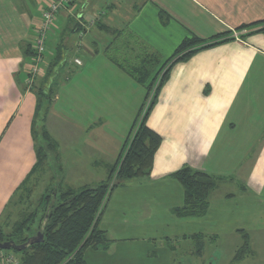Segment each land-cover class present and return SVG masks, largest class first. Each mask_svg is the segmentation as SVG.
<instances>
[{"label":"crops","instance_id":"1","mask_svg":"<svg viewBox=\"0 0 264 264\" xmlns=\"http://www.w3.org/2000/svg\"><path fill=\"white\" fill-rule=\"evenodd\" d=\"M52 1L0 0V222L27 179L46 173L49 188L54 178L51 170L33 171L38 90L50 95L42 127L57 144L56 157H48L47 164L54 158L62 173L68 167L69 174L100 183L128 138L146 86L179 44L193 36L208 41L226 34L224 41L170 67L146 117L161 138L151 171L113 189L98 222L106 242L87 249L84 258L87 264L160 259L162 254L150 249L158 236L189 238L194 245L198 240L202 246L205 239L227 237L235 253L246 237L249 254L233 260L256 259L264 248V0H73L46 34V50L52 51L45 50L31 89L26 81L33 43ZM115 35L155 55L145 83L109 56ZM74 65L80 68L73 70ZM57 68L66 75L59 90ZM71 74L79 79L71 80ZM121 85L127 87L124 93L112 87ZM56 110L57 126L51 128L48 120ZM183 167L215 178L202 216L175 213L184 189L171 175ZM60 181L80 189L64 177ZM194 245L182 253L200 258L203 248ZM168 257L162 259L171 262Z\"/></svg>","mask_w":264,"mask_h":264},{"label":"trees","instance_id":"2","mask_svg":"<svg viewBox=\"0 0 264 264\" xmlns=\"http://www.w3.org/2000/svg\"><path fill=\"white\" fill-rule=\"evenodd\" d=\"M261 30L264 31V26ZM225 36H214L208 41L193 36L185 38L179 44L172 56L162 65L153 80L146 86L145 99L153 91L152 99L141 118L138 119L143 107L140 108L128 138L106 181L83 186L80 189L66 187L61 181L57 182L51 195L45 196V208L41 209L40 225L36 233L41 232L42 240L32 243L22 250L9 249L18 255V264H87L84 252L87 249H95L106 242L98 222L105 201L112 189L130 179L146 176L151 171L153 157L160 145L161 138L146 125V117L153 98L160 84L166 78L170 67L176 62L190 57L199 49L224 41L228 35ZM31 54L33 55V51ZM151 57L152 60L149 57V60L142 62L139 68L130 67L129 65L124 66V64H122V67L137 82L143 84L157 62L155 55ZM118 61L120 60L118 59ZM156 82L157 84H155ZM37 94L38 103L34 125L38 123V119L40 120L37 115L40 112L42 103L48 101L45 90L40 89ZM41 134L43 135V143L39 141L36 143V163L33 171L39 170L41 163L48 159V156L56 157L57 154V144L45 128L41 129ZM34 138H36L35 130ZM171 176L184 189L183 205L176 208L175 213L182 216H202L208 206V196L215 187V178L204 172L194 171L189 167L180 168L173 172ZM15 231L17 230H14V234ZM34 235L16 240L12 232L4 235L1 231L0 241L12 240L19 245ZM244 252H248L246 237L237 257H240Z\"/></svg>","mask_w":264,"mask_h":264},{"label":"rangeland","instance_id":"3","mask_svg":"<svg viewBox=\"0 0 264 264\" xmlns=\"http://www.w3.org/2000/svg\"><path fill=\"white\" fill-rule=\"evenodd\" d=\"M107 38L108 37L106 36V39ZM115 40L116 42L111 43L109 46L110 47L109 56L117 60L119 59L120 63L124 64V66L129 65L130 67L132 66L134 68H139L141 67L142 62H145V60L147 59L149 60V57L152 60V57H151L152 55L139 51L134 46L133 42L129 40L127 37H124V36L117 37V35H115L114 41ZM131 47H134L135 50L132 51ZM51 51H52L51 47L48 50H46V52H51ZM60 65H62V63ZM72 67L74 68L73 70H75V68H80V67H75V65ZM59 71H61V69L57 68L55 70V72H57V74L59 75L57 77V84H59L57 86V90L61 89L64 86L65 81L63 82V80H64V76H66L65 71H61V72ZM78 75L79 74H73V75L71 74L70 75L71 80L72 79L78 80L79 79ZM155 84H157V82ZM115 85H120V84L115 83ZM112 87L114 89H119V92L121 93H124L125 92L124 90L127 89V87H124V85L112 86ZM137 87L139 91L138 94L143 95V93H145L144 89L141 86H137ZM152 94H153V91L150 93L147 99L143 100L142 102L143 109L142 111H140L141 113L139 114L138 119L141 118L142 114L146 110L149 102L152 99V96H153ZM47 97L50 99V95H48ZM63 100H66V99L63 97ZM61 102H62V99H61ZM61 102H57L56 104L60 105ZM46 103L47 102L42 103L40 112L37 115V117H39L40 120L38 119V123H35L36 128L38 129L36 133V138L41 143H43L42 142L43 135L41 134V129L43 128L42 126L44 125V122H47V119H48V114L46 112V105H47ZM56 113H58L57 110L53 112L51 119L49 118L48 120L50 122L51 128H53L54 126H57L55 125L56 124L55 120L57 119ZM109 120L110 119H107V121ZM134 131H135V128H134ZM54 134L57 136L58 131H56ZM63 168H64V172L62 173L59 160H55L54 158L52 159L51 165L47 164L46 159L43 161V163H41V167L39 168V170H41V173L42 171H46V172H49L50 170L52 171L54 178L52 180L50 187L48 188L49 177L46 173L44 175L41 174L39 178L34 176L32 178L27 179L24 182V184L16 191V193L10 200L8 207H7V212H6L8 217L7 219L3 218L2 222H0V225L1 224L3 225L1 226L2 229L0 230V232L2 231L4 235L12 232V234L15 235L16 240H20L23 237L34 235L40 225L39 221L42 215L41 209L45 208L44 198L47 195H51L53 190H55L56 183L59 182L60 179L63 177L65 179V182L68 185L75 187V188H81L83 186L97 184V182L84 181L85 176L77 177V176H73L69 174L70 172L67 171L68 167H63ZM86 168L89 170V172L94 170V167H91V166H87ZM99 168L100 170H102V167H99ZM64 173L66 175H63ZM105 174H107V172ZM106 176L107 175L103 176V179L106 178ZM112 191L110 192V195L105 201L104 209L106 208V206H108ZM14 230H17L15 231V234H14ZM188 239L189 238H186V239L180 238L177 240L173 238V239H170L169 241H166L165 238L157 236L155 240L150 241L151 244L154 243L150 249H151V252L158 253V254L161 253L162 257L158 259V257L155 256L153 261L151 260L146 261L143 264H198V263L199 264H264V248H262V250L259 251L256 259L247 258L245 261H242V262L234 261L235 260V259L233 260L234 256L236 259H238L244 256L245 254L247 255L249 253L244 252L243 254H241L242 256L240 255V257H237V254L241 246L238 248V250L235 253V250L237 247L236 245L232 243V240L227 237H223V238L219 237V239L217 240L205 239L203 246H202L203 242L201 243V242H198V240H195L196 248L197 249H200L201 247L203 248L202 255L200 256V258L196 255L195 257H190L186 255L187 253L186 248L192 249L194 242L193 240H188ZM182 251L186 253H182ZM2 254L5 257H8V256L12 257L14 260L13 262L17 264V260H16L17 255L12 250H0V255ZM166 254L169 255L171 262H168L165 259H162ZM146 256H147V253H146ZM2 264H10V263H2ZM139 264H142V263H139Z\"/></svg>","mask_w":264,"mask_h":264},{"label":"built area","instance_id":"4","mask_svg":"<svg viewBox=\"0 0 264 264\" xmlns=\"http://www.w3.org/2000/svg\"><path fill=\"white\" fill-rule=\"evenodd\" d=\"M72 0H55L52 1L42 13V22L40 29L37 31V37L33 43V55L29 63L27 74V85L31 87L35 78L41 74L43 56L46 50V34L48 30L54 25L55 19L63 8L69 6ZM75 62L79 64V60L75 59ZM13 258L8 256L5 257L3 254L0 255V263L14 264Z\"/></svg>","mask_w":264,"mask_h":264},{"label":"water","instance_id":"5","mask_svg":"<svg viewBox=\"0 0 264 264\" xmlns=\"http://www.w3.org/2000/svg\"><path fill=\"white\" fill-rule=\"evenodd\" d=\"M42 240V234L41 232H37L34 236L29 237L23 244L17 245L14 243L12 240L8 241H0V250H9V249H14V250H22L25 249L28 245L39 242Z\"/></svg>","mask_w":264,"mask_h":264}]
</instances>
